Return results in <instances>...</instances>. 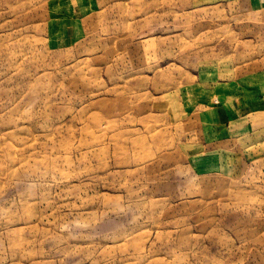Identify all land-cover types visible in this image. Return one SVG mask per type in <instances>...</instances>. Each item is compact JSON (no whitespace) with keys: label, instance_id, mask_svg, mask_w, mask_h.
Instances as JSON below:
<instances>
[{"label":"rangeland","instance_id":"obj_1","mask_svg":"<svg viewBox=\"0 0 264 264\" xmlns=\"http://www.w3.org/2000/svg\"><path fill=\"white\" fill-rule=\"evenodd\" d=\"M0 264H264V0H0Z\"/></svg>","mask_w":264,"mask_h":264}]
</instances>
